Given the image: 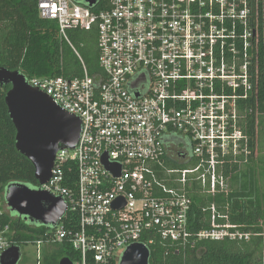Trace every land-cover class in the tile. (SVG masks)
I'll return each instance as SVG.
<instances>
[{"label": "built area", "instance_id": "2783aa9c", "mask_svg": "<svg viewBox=\"0 0 264 264\" xmlns=\"http://www.w3.org/2000/svg\"><path fill=\"white\" fill-rule=\"evenodd\" d=\"M260 3L37 0L39 17L56 22L72 49L69 31L96 29L101 70L90 76L73 49L82 77L26 80L80 120L77 144L56 153L49 180L36 189L66 206L56 226H44L31 242L38 250L67 245L71 264H120L124 251L140 244L150 264L156 240L178 254L202 241L260 238L264 264L262 220L232 223L227 206L210 202L200 208L205 228L194 230L190 221L192 188L205 198L227 195L225 159L248 155L237 100L258 93ZM172 137L181 142L170 152ZM16 217L0 199V256L18 247Z\"/></svg>", "mask_w": 264, "mask_h": 264}, {"label": "trees", "instance_id": "16d2710c", "mask_svg": "<svg viewBox=\"0 0 264 264\" xmlns=\"http://www.w3.org/2000/svg\"><path fill=\"white\" fill-rule=\"evenodd\" d=\"M260 41L258 46V93L254 97L237 100L239 128L247 137L248 155L243 152L237 156L236 163L225 159L224 173L230 177V192L219 194L215 198L201 196L196 188L190 191L193 202L190 221L195 223L194 230L205 228L202 225L201 206L215 202L225 210L232 223L243 226L255 225L259 220L264 224V198L260 195L256 173L253 166L246 164L252 160L257 140V128L263 125L264 117V0L260 3ZM56 22L41 19L37 11V0H0V69L17 71L25 80L32 78L82 77L83 69L76 53L80 56L90 76L101 73L98 66L97 32L73 30L68 32L67 42L58 37ZM10 85H0V192L4 197L7 186L24 185L37 189L34 167L29 160L15 149V128L9 118L5 104L6 92ZM178 141L181 142V139ZM180 144V143H179ZM244 143L242 142V148ZM246 164L245 171L241 170ZM66 176L69 172L66 170ZM13 216V215H12ZM14 228L18 248L39 239L47 228L16 217ZM201 222V223H200ZM60 258L74 260L70 247L55 245ZM262 246L260 238L246 243L199 242L194 249L182 253H173L169 245L156 240L150 247V264H258ZM165 252H168L165 254ZM54 254L47 259L48 264H57Z\"/></svg>", "mask_w": 264, "mask_h": 264}, {"label": "water", "instance_id": "95a60500", "mask_svg": "<svg viewBox=\"0 0 264 264\" xmlns=\"http://www.w3.org/2000/svg\"><path fill=\"white\" fill-rule=\"evenodd\" d=\"M80 1L89 6L96 2ZM0 85H10L5 104L16 131L15 149L31 162L34 177L38 185H42L51 176L56 153L61 149H73L77 144L80 120L61 110L38 89L30 87L17 71L1 68ZM110 171L116 177L119 175V168H110ZM4 200L11 213L46 227L56 226L66 211L61 199L24 185L7 186ZM20 258V249L11 247L0 256V264H18ZM148 259V249L134 244L124 251L120 264H148ZM58 264L71 262L62 258Z\"/></svg>", "mask_w": 264, "mask_h": 264}, {"label": "rangeland", "instance_id": "374dc122", "mask_svg": "<svg viewBox=\"0 0 264 264\" xmlns=\"http://www.w3.org/2000/svg\"><path fill=\"white\" fill-rule=\"evenodd\" d=\"M256 148L252 160L246 164H250L253 166L256 173V180L258 183V188L260 195L264 198V117H263V125L258 126L257 128V140L255 142ZM246 164H242L241 170L245 171ZM2 192H0V199ZM13 216H16L14 213H11ZM57 247L50 245H42L39 250L36 245L31 243L27 245H23L20 248L21 258L18 264H48L47 259H50L54 254L57 259V264L62 259L61 254L57 252ZM39 254V260H38Z\"/></svg>", "mask_w": 264, "mask_h": 264}, {"label": "crops", "instance_id": "0c3cea01", "mask_svg": "<svg viewBox=\"0 0 264 264\" xmlns=\"http://www.w3.org/2000/svg\"><path fill=\"white\" fill-rule=\"evenodd\" d=\"M177 139L178 138L175 139L174 137L169 138L168 144H167V148H168V150L170 152H172V150L177 151V149H175V147L177 146V144H179V141ZM182 166H185V167L186 166H189V163H186V164H184Z\"/></svg>", "mask_w": 264, "mask_h": 264}, {"label": "flooded vegetation", "instance_id": "af4514ba", "mask_svg": "<svg viewBox=\"0 0 264 264\" xmlns=\"http://www.w3.org/2000/svg\"><path fill=\"white\" fill-rule=\"evenodd\" d=\"M174 150H172V152H173Z\"/></svg>", "mask_w": 264, "mask_h": 264}]
</instances>
